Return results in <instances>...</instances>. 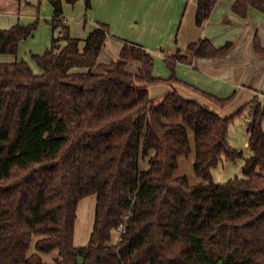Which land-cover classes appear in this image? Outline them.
Here are the masks:
<instances>
[{"label":"trees","instance_id":"obj_1","mask_svg":"<svg viewBox=\"0 0 264 264\" xmlns=\"http://www.w3.org/2000/svg\"><path fill=\"white\" fill-rule=\"evenodd\" d=\"M48 2L51 44L30 54L38 71L25 60L0 63V264H264V103L250 102L243 178L216 184L212 169L242 157L228 130L243 108L222 117L173 87L177 63L223 58L234 44L201 39L183 51L160 49L171 74L162 79L153 55L131 42L99 63L108 26L98 24L82 44L70 36L63 0ZM216 2L197 0L198 28ZM84 5L88 12L91 0ZM251 9L264 14V0H233L238 17ZM39 22L0 29V55L17 56ZM253 47L264 56L257 36ZM133 61L136 73L127 69ZM157 84L170 88L152 98ZM191 89L219 107L234 97ZM190 133L194 172L206 184L175 176L192 152ZM92 196L91 231L77 246L79 204Z\"/></svg>","mask_w":264,"mask_h":264},{"label":"crops","instance_id":"obj_2","mask_svg":"<svg viewBox=\"0 0 264 264\" xmlns=\"http://www.w3.org/2000/svg\"><path fill=\"white\" fill-rule=\"evenodd\" d=\"M196 3L197 0H91L92 7L87 15L89 20L97 25L109 24L111 40L113 38L115 40L107 38L103 50L110 45L119 54L123 42H119L118 39L140 45L153 55L157 62L154 66V75L162 79H168L171 74L163 63L162 52L155 54L153 49L165 46L171 51H183L188 44L201 39H208L216 47L232 42L234 44L232 50L223 58L195 57L189 64L177 63L175 76L180 83H174L173 87L185 98L206 104L222 117L230 116L240 108H250L246 120L248 126L253 110L250 102L256 99L257 102L264 103V56L257 54L253 47L255 36L264 46V14L251 9L247 17L242 19L232 12L233 0H217L204 26L198 28L195 25ZM27 5L32 9H26ZM49 5L48 0L0 1V29L40 21L33 36L20 44L17 56L0 55V63L25 60L26 54H33L32 50L41 55L49 48L53 37L50 26L53 9ZM123 10L127 11L125 18L124 15H119V11ZM84 14V0H79L74 5L63 0V16L66 22L69 18L79 20ZM139 14L145 20V25L138 35L130 24L137 20ZM141 24L138 26L139 29ZM101 57L103 51L98 62ZM103 60L101 63L110 61L109 57ZM139 67L137 61L127 65V69L132 73H136ZM191 87L217 98H226L233 94L234 97L226 106L219 107L204 99ZM169 88L166 84H157L149 87V93L155 98ZM246 145L248 146V142ZM86 200H82L80 204ZM91 201L95 206L94 197ZM79 208L75 224V244ZM93 217L94 209L90 214V231Z\"/></svg>","mask_w":264,"mask_h":264},{"label":"rangeland","instance_id":"obj_3","mask_svg":"<svg viewBox=\"0 0 264 264\" xmlns=\"http://www.w3.org/2000/svg\"><path fill=\"white\" fill-rule=\"evenodd\" d=\"M32 1V0H31ZM50 6V5H49ZM26 9H32L30 7L25 6ZM119 15H124L123 18L126 17L127 11L123 10V12L119 11ZM88 12H85V14L82 16L81 19H74V18H69L67 20V24L70 30V36L80 39L81 43L83 44V40L87 37V35L96 27V23L92 22L89 20V16L87 15ZM88 17V19H87ZM127 18H132L127 16ZM141 18V19H140ZM87 19V20H86ZM142 23V24H141ZM145 23V20L142 18V16L137 17V20H133L130 24L131 28L136 32L138 35L141 34ZM139 24H141L140 29L138 28ZM106 25L109 28V24L106 23ZM111 31L109 28V35L107 38H110L111 40ZM112 40H115L114 38ZM111 40V41H112ZM119 42H124V40L118 39ZM110 42V41H109ZM33 49V48H31ZM161 50L165 51H170L169 48L165 46H161L158 48L153 49V53L159 54L161 53ZM45 48L42 50L44 51ZM41 51V52H42ZM33 54L34 51L32 50ZM118 56V52L114 50V48L110 45H108V48L103 50V57L100 58V63L103 62L104 59L112 60ZM28 62L31 63V66L35 71H38L37 67L35 64L31 61L30 55L26 54V59ZM107 61V60H106ZM155 60V64H156ZM164 63V62H163ZM157 65V64H156ZM165 65V64H164ZM250 108H243L241 111L240 115L236 116L230 123L229 125V130H228V143L231 148L236 149L238 151L242 152V157L236 159L235 161H226L223 160L221 161L217 167L212 169L211 175H212V181L216 184H221L225 183L229 179H233L235 177L237 178H243L242 174V168L245 162V159L251 156V151L248 149L246 143L249 140V134L247 131V117L250 112ZM192 133H190V139H191V144H192V152L188 156H183L179 158V167L175 171V176H186L189 183L191 185H198V184H206V181H204L202 178H199L195 175L194 172V163H195V150H194V144L192 140ZM143 167L145 166V163L142 164ZM92 197L85 198L87 199L86 201H83L80 204L79 208V217H78V222H77V231H76V245L77 246H84L87 243L88 237H89V232H90V225H91V219H90V214L92 210L94 209V202L91 201ZM92 227V226H91ZM118 233H114L113 235V244L117 241L118 239ZM56 254H52L50 256H44V260L46 262H52L54 259V256Z\"/></svg>","mask_w":264,"mask_h":264}]
</instances>
